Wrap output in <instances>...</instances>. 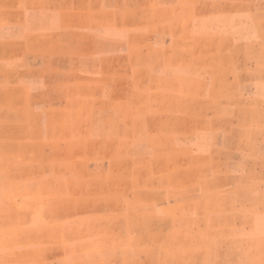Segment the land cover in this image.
<instances>
[{"label":"rangeland","instance_id":"1","mask_svg":"<svg viewBox=\"0 0 264 264\" xmlns=\"http://www.w3.org/2000/svg\"><path fill=\"white\" fill-rule=\"evenodd\" d=\"M15 1L0 264H264V0Z\"/></svg>","mask_w":264,"mask_h":264},{"label":"crops","instance_id":"2","mask_svg":"<svg viewBox=\"0 0 264 264\" xmlns=\"http://www.w3.org/2000/svg\"><path fill=\"white\" fill-rule=\"evenodd\" d=\"M49 9V6L43 5H31L24 3L23 5L16 3L15 0H0V26L6 25H16V26H24V28H28L30 26H36V28L27 29V31H13V32H0V47L1 49H6V52H2V58L7 56H20L19 52L28 51L31 54L30 58H45V52L41 53L40 49L35 47L30 48L31 44L26 42L31 41H45L50 40L52 38L57 39L58 33L52 32L50 29H46L45 25L50 24L53 20L54 23L60 25L66 23V13H64L63 8L59 6L58 14H56V18H52V13ZM41 26L43 28H41ZM38 27V28H37ZM33 45V44H32ZM24 46L26 48H24ZM34 46V45H33ZM31 50V51H30ZM10 51V52H9ZM44 51V50H42ZM4 53V54H3ZM35 62V61H34ZM42 62V61H41ZM13 65H15L14 61H11ZM44 63V60H43ZM30 64V63H29ZM31 69L29 68V72L39 71L43 66L42 71L46 70V66L44 64L37 65L32 62ZM18 65V64H16ZM33 82V81H31ZM28 88H42L37 83H32L28 85Z\"/></svg>","mask_w":264,"mask_h":264}]
</instances>
